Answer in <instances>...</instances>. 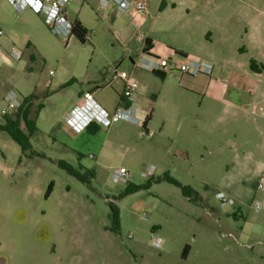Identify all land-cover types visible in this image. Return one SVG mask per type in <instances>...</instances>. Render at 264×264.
Wrapping results in <instances>:
<instances>
[{
	"label": "rangeland",
	"instance_id": "1",
	"mask_svg": "<svg viewBox=\"0 0 264 264\" xmlns=\"http://www.w3.org/2000/svg\"><path fill=\"white\" fill-rule=\"evenodd\" d=\"M137 1L147 3L143 20L131 13H112L111 5L103 8L99 0H74L79 8L76 17L89 32L81 43L74 36L65 39L53 34L31 7L18 12L9 0H0V123L4 122L3 96L13 90L20 99L35 96L29 118L36 126L28 135L30 148L23 152L0 130V264H264V211L254 212L252 200L243 202L246 224L241 232L238 227L244 220L234 218V208L220 206L215 198L222 175L231 170L233 177L235 167L223 163L229 151L214 149L206 155L207 150L186 141L184 135H173L176 143L171 144L125 120L109 126L95 123L94 132H76L67 122L87 90L112 113L119 91L115 74L130 73L147 35L159 40L160 49L170 51L176 66L184 57L175 55L173 49H198L196 40L188 36L187 41L179 30L185 22L180 11L157 12L161 0ZM27 42L34 48L26 47ZM209 47L230 56L228 44L214 40ZM11 48L20 51L21 58L10 57ZM30 53L34 55L31 60ZM225 70L216 73L212 69L208 76L224 77ZM235 72L262 80L260 90L264 89V69L254 74L238 67ZM168 81L176 84L172 78ZM96 84L102 87L95 88ZM145 98L146 107L152 99ZM193 110L194 103L188 102V113ZM20 125L27 133L22 120ZM196 136L202 137V132ZM219 137L224 138L221 143L227 139L250 142L243 150L264 158V136L251 129L233 127ZM217 143L220 140L215 136L212 144ZM175 148L186 151L188 157ZM59 161L83 173L85 181L59 167ZM147 165L154 166L153 178L166 173L202 198L189 200L167 181L123 194L127 184L110 180L111 171L122 167L131 174L130 183L143 185L149 181L141 176ZM50 183L52 191L46 196ZM108 202L118 209L117 232L111 230ZM154 238L160 239V248L153 246ZM185 245L189 250L182 258Z\"/></svg>",
	"mask_w": 264,
	"mask_h": 264
},
{
	"label": "crops",
	"instance_id": "2",
	"mask_svg": "<svg viewBox=\"0 0 264 264\" xmlns=\"http://www.w3.org/2000/svg\"><path fill=\"white\" fill-rule=\"evenodd\" d=\"M164 2L163 10L180 11V17L185 18V22L179 27L180 32L187 41L189 36L197 43V50L190 51L188 47L178 48L180 50L173 49L175 55L179 53L184 57L180 64L191 60L202 61L209 64L216 73L226 69V74L224 77L199 74L189 78L187 74L177 73L176 76L171 77L170 75L173 74L150 72L139 69L135 63L132 64L133 68L129 75L139 85L135 95L136 101L132 106L135 117L140 120L137 125L141 126L142 121L149 114L144 131L151 133V137H164L171 144H175L173 135H184L186 141L189 140L193 142L192 144L200 145L203 150H207L206 155H212L214 149L220 152L229 151L223 163H227L229 167H235L233 177H230L231 170L226 171L216 187V192L224 193L228 204L218 203L220 206L229 205L234 208L233 217L244 220L243 225L238 227L241 232H244L246 218L242 212L243 202L252 200L256 195L255 185L264 176V158L256 157L250 150H243L242 147L250 146V142L245 145L238 144L236 140L227 139L221 143L224 138L219 136L229 133L233 127H241L246 131L251 129L264 136V89L260 90L262 80L239 77L235 72L238 67L248 69L251 59L257 65L264 67V0H164ZM145 4L147 14L148 7L146 2ZM71 5L72 7L70 6L71 8L67 10L71 16L69 17L68 13L67 16L69 19L78 20L76 13L79 8L74 4V0ZM109 6L108 4L103 8ZM110 8L112 13L115 12L112 6ZM192 10H194L193 17L189 21L188 15ZM172 17L178 19L177 15ZM140 18L143 20V17L140 16ZM146 38L149 39L151 47L146 52H142V47V54L146 53L159 60H164L168 56V60L175 63V60L170 58V51L159 48L157 38H150L148 35L144 40ZM214 40L217 44H228L231 50L230 56L213 52L209 44ZM29 46L34 48L30 42H27L26 47ZM33 56L30 53V57L33 58ZM244 57L246 58L243 59ZM170 78L175 80V85L169 83ZM117 80L119 81L118 98L111 112L120 105L128 106L120 103L123 82L119 78H116ZM94 87L99 88L102 85L96 84ZM85 92L94 94L91 90ZM80 94L79 92L78 96ZM146 95L151 97L152 102L145 107L143 103L147 100ZM23 99L24 97L22 101ZM32 101L33 98L28 101L29 113ZM191 101L195 105L193 114L188 113V102ZM82 104L83 101L80 105ZM103 107L106 109L105 106ZM20 128L23 130L21 125ZM199 132H202V137L196 136ZM233 135L234 139L241 142L237 134ZM215 136L220 143L212 144ZM175 149L181 156L188 157L186 151ZM199 156L201 159L204 158V154ZM235 177L237 178L234 179ZM196 196L202 198L199 192H196ZM211 213L213 216L217 215L213 209Z\"/></svg>",
	"mask_w": 264,
	"mask_h": 264
},
{
	"label": "built area",
	"instance_id": "3",
	"mask_svg": "<svg viewBox=\"0 0 264 264\" xmlns=\"http://www.w3.org/2000/svg\"><path fill=\"white\" fill-rule=\"evenodd\" d=\"M9 2L16 8L18 12H22L25 7H31L36 13L42 16L44 22L49 30L55 34L69 39L72 35L73 19L67 16V6L70 5L71 0H9ZM100 6H113L116 13L124 14L131 13L136 17L142 16L146 12V4L144 1L137 0H99ZM2 30L0 29V36ZM8 55L14 59L21 58L20 51L11 48ZM2 60L0 58V66ZM138 68L150 72H159L168 74L176 71L190 76H197L199 74L209 75L212 72V67L202 61H188L179 65L167 60H159L143 53L135 64ZM117 78L122 80L123 86L120 95V103H125L128 106H118L112 113H107L98 103L95 102L93 95L90 92L83 93V104L78 106L76 111L68 115V124L76 131L80 132L90 123L102 124L109 126L113 122L125 120L132 123L139 124L140 120L135 117V111L132 106L136 101V91L139 87L138 82L132 78L128 73L122 71L115 74ZM5 106L1 109L2 115H7L10 112H15L20 108L22 99L19 95L9 90L3 96ZM151 135V133H149ZM91 156V155H90ZM154 167L152 165L145 166L141 172L143 178L153 177ZM131 174L125 168L113 169L110 173V180L113 183L128 184ZM256 195L253 197L251 207L254 212L264 211V176H262L255 185ZM215 198L220 204L227 202V198L223 192H216ZM153 246L161 247L160 239L154 238Z\"/></svg>",
	"mask_w": 264,
	"mask_h": 264
},
{
	"label": "trees",
	"instance_id": "4",
	"mask_svg": "<svg viewBox=\"0 0 264 264\" xmlns=\"http://www.w3.org/2000/svg\"><path fill=\"white\" fill-rule=\"evenodd\" d=\"M165 6L164 0H161L158 5V10H162ZM88 30L80 23L79 20L73 19V27H72V35L79 40L81 43H85L87 40ZM151 47L149 39L144 40V45L142 48V52H146ZM32 58L30 57V60ZM249 68L252 72L258 73L260 69H263V65H257V63L254 60H250L249 62ZM33 98V95H29L27 97H24L22 104L20 108H18L17 111H15L14 117H11L9 115H3L4 123L0 125V130L5 131L10 138L16 142V144L20 147L21 151H25L30 148L29 142H28V135H31L34 130L36 129L35 122L29 118V106L28 101ZM149 119V114L145 117V119L141 123V127L145 130V125L147 120ZM20 120L23 121V124L25 125V128L27 130V133H24L23 130L20 128ZM93 122L88 124L86 127V130L94 132L98 128L95 126ZM59 167H61L63 170H65L67 173L75 176L81 181H85L84 174L81 173L79 170L73 168L72 166L68 165L67 163L63 161L58 162ZM160 181H167L171 184H174L175 186L179 187L182 194L186 197H188L189 200H194L196 196V192L189 186L182 185L172 177H170L168 174L164 173L161 176H158L156 178H149V181H147L143 185H135L132 183H128L127 186L124 189L123 194H129L136 192L140 189L147 188L151 182H160ZM52 191V183H50L47 187L46 196L50 194ZM109 210H110V220H111V230L114 232H117L119 229V213L118 209L114 204L111 202H108ZM189 247L185 245L181 252V257L186 258L188 254Z\"/></svg>",
	"mask_w": 264,
	"mask_h": 264
}]
</instances>
